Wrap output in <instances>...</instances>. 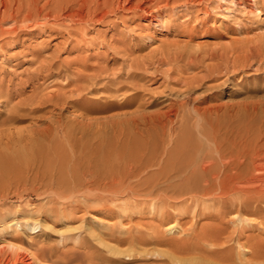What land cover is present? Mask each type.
I'll return each mask as SVG.
<instances>
[{"label": "rangeland", "instance_id": "1", "mask_svg": "<svg viewBox=\"0 0 264 264\" xmlns=\"http://www.w3.org/2000/svg\"><path fill=\"white\" fill-rule=\"evenodd\" d=\"M118 1L0 0V122L7 116L18 115L15 124H11L14 131L3 141L9 145H1L0 152L23 148L19 152L27 158L35 151L33 148L42 144L39 130H49L42 137L45 144L63 143L64 132L59 125L71 123L84 109L94 111L117 103L131 104L138 99L136 92L148 96L156 93L160 97L166 92L172 93V100H184L177 95L186 86L191 98L205 100L203 107L218 108L214 122L229 123L239 117L259 131L264 129V0H133L128 5L124 0L119 1L121 5ZM65 12L72 16L79 12L83 18L65 17ZM257 61L263 64V70L258 72L251 69ZM137 67L145 70L137 71ZM222 68L230 72L225 84ZM135 72L143 74L139 83L141 92L131 89L112 92L116 89L115 79ZM88 76L95 77L93 83L88 82ZM217 77L221 80L216 81ZM220 84L222 88H214ZM94 116L98 114L92 113L90 117ZM176 122L173 130L167 132L173 137L182 128ZM49 125L55 128L53 133ZM169 134L160 135L159 139L168 142ZM46 161L18 167L10 173L13 178L8 176L10 181L4 179L8 188L0 197L3 206L0 221L5 220L0 222V228L4 229L0 233V264H23L13 261L18 253L37 255L33 264L168 262L167 256L137 255L144 250L151 254L157 247V252L172 253L167 247L142 245L133 250H137L134 258L115 256L108 253L109 249L93 233L108 234L115 227L112 229H117L115 232L123 229V235L121 230L118 233L124 237L139 234L147 238L146 235L158 232L153 211L172 204L164 207L158 204L152 211L149 204H136L138 200L133 198L92 203L86 200L87 191L81 195L53 190L50 186L58 177V170L55 172ZM158 216L168 221L165 226L174 225L178 218L172 213L158 214L159 220ZM27 217L30 222L38 219L41 222L35 233L11 228L12 222L25 221ZM184 220L185 229L195 221L192 215ZM47 223L49 227L45 229ZM92 226L95 230L90 234L87 230ZM256 232L255 235L262 232L264 237L263 230ZM247 233L254 234L250 230ZM162 234L167 240L180 239ZM241 241L246 242V236ZM104 257L115 263L102 262Z\"/></svg>", "mask_w": 264, "mask_h": 264}, {"label": "bare ground", "instance_id": "2", "mask_svg": "<svg viewBox=\"0 0 264 264\" xmlns=\"http://www.w3.org/2000/svg\"><path fill=\"white\" fill-rule=\"evenodd\" d=\"M124 1L129 4L133 0ZM257 10L261 13L260 9ZM71 14L65 12L64 15L83 18L82 13L77 12L73 16ZM262 65L257 61L251 69L258 72L263 70ZM141 68L145 70L144 67L136 69L139 71L142 70ZM227 68L220 69L226 75L223 84L227 83L229 78L227 76L230 72ZM141 75L143 76L135 72L128 77L123 75L121 80L115 79L116 89L112 92L118 93L125 89L139 91L142 86L139 84ZM81 77L85 78V76ZM88 77H90L88 82L93 83L95 77ZM220 80L221 78H216V81ZM223 84L214 88H222ZM188 87L186 86L181 94L177 95L186 98L184 100L183 98L172 100L170 97L172 93L162 92L165 94L161 96L163 99L160 101L161 97L156 93L148 96L136 92L139 95L138 99L131 104L117 103L110 108L94 111L84 109V113L81 116L75 115L71 123L59 125L64 132L63 143L45 144V137H42L49 130L47 128L39 130L37 134H40L39 141L42 144L33 148L35 151L27 158L22 156V151L19 152L23 148L14 151L11 149L12 152H0V180L3 181L0 186V197L1 192L4 193L8 188L5 187L4 181L6 177L9 180L8 176L11 175L12 170L37 162L39 164V161L45 159L47 160L45 163L48 162L53 170L56 168L58 170V177L55 174L57 178L50 186L53 190L80 192L81 195L84 194L82 192L87 191L86 200L92 203L133 198L139 201L136 204H149L152 211L158 204L162 206L172 204L158 212L153 211L154 226L158 232L149 237L146 235L148 239L138 236L139 234L137 236L132 234L133 236L129 237L130 235L125 233L127 237H124L123 229H120V232L118 227L122 235L118 231L115 232L117 229L113 231L112 229L115 228L113 226L108 234L93 233L95 230L93 226L88 227V230L86 229L88 233L96 235V239L99 240L97 241L103 242L109 249L108 253L134 258L137 253V250L133 251L135 248L153 245L172 249V253L162 250L157 252L159 248L157 247L151 254L146 250L141 251L142 248L137 255L167 256L169 260L167 259L168 262L166 261L165 264H264V237L262 232L260 235H255L256 230L264 231V129L259 131L254 125L249 124L250 122L247 125L245 120L239 117L237 121L229 123L222 120L214 122L213 116L218 108L203 107L205 100L191 98L192 94ZM214 88L212 87L211 91ZM124 106L129 108L122 109ZM33 110L36 111L35 108ZM92 113H97L98 116L90 117ZM17 117L18 115H10L3 119L4 121L1 120L0 146L9 145L3 141L14 131V125L11 124H15ZM176 121L183 126L181 125L179 134L177 136L175 134L174 138L167 132L173 130V125L178 123ZM56 130L58 131L57 128ZM50 133L47 136L51 137ZM168 134L169 143L164 140L165 138L159 139ZM47 139L46 143H48ZM11 176L13 178V175ZM15 179L12 184H15ZM1 208L3 206H0V211ZM171 213L178 217L172 226H165L168 221L163 217L160 220L161 216H158L159 220L157 219L158 214L165 216ZM188 215H192L193 220L194 218L196 220L193 221V225L185 229L183 220ZM38 220L30 222L27 217L25 221L15 220L13 224L9 223L16 232L20 230L24 233H35V230L42 226ZM4 221L2 218L0 222L4 223ZM44 227L47 229L48 223L44 224ZM75 230L76 228L73 229ZM249 230L254 234L248 235ZM1 231L4 229L0 228L2 234ZM73 231L69 230V232ZM67 232L66 230L65 233ZM160 233L176 235L180 239L167 240L160 236ZM245 236L246 242L243 243L241 240ZM78 237L76 238L79 239ZM76 238L74 242L77 243ZM68 239L73 240L70 237ZM125 245L128 246L127 250L123 249L125 247L121 248ZM36 256L18 253L12 258L13 261L23 264H33L37 259ZM102 262L114 261L104 257Z\"/></svg>", "mask_w": 264, "mask_h": 264}]
</instances>
